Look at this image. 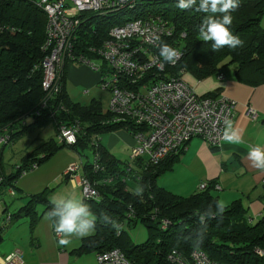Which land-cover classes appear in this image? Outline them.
I'll return each mask as SVG.
<instances>
[{"label":"trees","instance_id":"obj_1","mask_svg":"<svg viewBox=\"0 0 264 264\" xmlns=\"http://www.w3.org/2000/svg\"><path fill=\"white\" fill-rule=\"evenodd\" d=\"M36 3L37 0H0V133L7 131L11 145L16 137L49 124L56 135L61 124L78 122L81 130L74 144H58L53 138L43 141L21 158V164L14 172L3 174L0 171L4 177L0 195L4 194L5 187H14L22 170L27 169L32 161L40 165L64 147L76 151L83 158L84 149L94 150L91 143L98 135L120 129L132 133L138 129L127 119H112L113 116L97 99L84 105L72 101L64 86L65 64L60 90L50 96L42 89L40 64L46 54L42 50L46 13ZM176 4L177 0H127L122 7L103 14L83 13L76 31V51L87 53L86 48L98 45L113 26L159 15L172 27V34L163 37L161 43L179 48L182 55L176 66L166 65L159 75L151 71L139 83H154L165 79V76L178 75L177 70L181 68L183 74L189 72L202 78L217 72L225 64L234 65V76L240 81L251 85L264 82V27L260 26L264 0H239V7L231 12L230 31L242 43L219 51L212 50L211 42L198 38L202 20L213 14L194 9L182 11ZM202 96L215 97L218 94ZM46 98V107L40 109ZM97 143L99 163L104 170L94 171L92 160L84 156L82 173L96 182L99 197L83 201L98 217L108 214L117 227L98 221L94 234L81 240L80 246L73 250L75 254L118 248L134 264H170L167 256L172 250L188 256L193 249H200L210 259L222 264H264V255L256 252V249L264 252V211L258 219L252 220L241 200H234L226 205L222 218L207 222L203 242L198 244L196 232L203 227L199 217L218 200L212 194L214 182H206V188L187 196L174 194L157 184V178L171 170L179 160L187 142L157 164L135 161L130 171L126 170V162L110 155L99 140ZM40 154V157L35 156ZM106 176H112V181L100 183ZM127 180L132 182V186ZM134 184L144 186L142 197L134 195ZM49 190L32 194L14 216H27L30 224L34 225L40 217L37 206L43 205L44 213L52 207L48 199ZM162 219L169 220L166 228L161 226ZM138 222L145 225L148 235L145 241L136 244L130 240L124 226Z\"/></svg>","mask_w":264,"mask_h":264},{"label":"built area","instance_id":"obj_2","mask_svg":"<svg viewBox=\"0 0 264 264\" xmlns=\"http://www.w3.org/2000/svg\"><path fill=\"white\" fill-rule=\"evenodd\" d=\"M127 0H37V5L46 13L45 41L42 50L45 57L41 61V86L47 95L61 88V73L67 62L87 65L100 74L101 89L109 91L108 112L114 120H129L138 129L132 131L134 145L126 170L130 171L137 160L157 164L169 154L176 152L192 137H200L211 147H219L222 139L225 117L234 116L235 102L225 96H199L182 79L183 69L178 75L165 76L154 83H139L146 74L154 71L157 75L164 72L165 66L175 63L163 62L157 49L163 37L172 34L168 21L159 15L128 20L109 29L107 37L98 45L88 46L87 53L76 51V31L83 13H105L122 7ZM132 1V0H131ZM183 35V34H182ZM94 58L102 60L104 65H96ZM161 64L163 65L161 67ZM222 77V73H218ZM49 96V97H50ZM47 105V98L40 109ZM38 111V110H37ZM36 111V113H37ZM251 119L256 112L249 107ZM80 123L61 124L58 129V142L67 145L76 142ZM96 139L91 143L93 150L92 165L94 171H103ZM10 137L6 130L0 133V149L9 145ZM97 147V150H96ZM37 161H32L22 174L35 170ZM83 158L69 163L64 175L80 188L83 199H97L99 191L96 182L82 173ZM106 176L99 182L112 181ZM4 177L0 172V184ZM202 182L199 189L206 188ZM218 186L215 185V188ZM13 194V187H9ZM169 220L162 219L161 226L166 228ZM55 234V232H54ZM57 237V235L55 234ZM259 255L262 250L256 249ZM167 260L170 264H222L210 259L202 250L193 249L188 256L172 250ZM23 254L19 249L0 257V264H23ZM96 264H134L118 248L96 253Z\"/></svg>","mask_w":264,"mask_h":264},{"label":"crops","instance_id":"obj_3","mask_svg":"<svg viewBox=\"0 0 264 264\" xmlns=\"http://www.w3.org/2000/svg\"><path fill=\"white\" fill-rule=\"evenodd\" d=\"M261 21L264 23V13ZM230 65L231 67L228 68L224 65L220 66L217 72L202 78L185 72L182 79L199 96L215 93L235 102L234 116L231 120L233 126L241 133L242 143L229 144L223 141L219 147L214 148L207 145L200 137H192L187 141L184 152L172 169L157 178V184L174 194L187 196L197 192L200 183L212 181L218 186L213 188L212 194L219 201L228 205L234 200H241L250 218L256 220L264 211V172L251 167L246 157L250 145L264 147V82L251 85L240 81L234 76V65ZM218 73H222L221 78L218 77ZM64 79L65 89L72 101L82 105L88 104L92 99L101 102L102 91L98 88L100 79L98 71L87 65L67 62ZM108 105L109 101L103 109L107 110ZM249 107L255 110V119H251L248 115ZM49 126L52 127L49 124L42 129L32 131L45 132L49 130ZM97 138L101 146L120 162L129 159L134 140L128 130H116L98 135ZM13 143L8 147L13 146ZM6 148L7 146L0 149V171L3 174H10L14 170L6 173L2 167V154ZM35 156L40 157L41 154ZM79 156L76 151L68 147L57 150L35 170L17 178L13 187L16 192L14 196H10L9 187H5L4 194L0 195L3 203L2 212H0V232L2 233L0 257L10 254L11 249L16 246L25 255L23 264H96V252L81 255L73 252L80 246L84 237H73L72 243L67 247L57 244L58 237L54 235L51 222L45 219L43 205L37 206L40 217L34 225L30 224L27 216H14L32 194L42 192L44 189H50L48 199L51 201L54 196L64 195L66 186H69L72 191H77L73 188L76 187L78 188L76 196L83 200L80 188L74 186L64 175L67 165ZM54 183L56 186H52ZM57 191L59 195H56ZM20 225L26 228L22 231L20 238L16 239L13 234ZM93 234L94 232L90 235ZM8 236L12 237L13 242L5 245L4 242ZM35 258H37L36 261L30 260Z\"/></svg>","mask_w":264,"mask_h":264},{"label":"clouds","instance_id":"obj_4","mask_svg":"<svg viewBox=\"0 0 264 264\" xmlns=\"http://www.w3.org/2000/svg\"><path fill=\"white\" fill-rule=\"evenodd\" d=\"M176 7L182 11L194 9L197 12L213 14L205 16L198 29L199 40L211 42L213 51H219L224 47L235 48L242 43L240 38L230 31L231 12L239 7V0H177ZM180 55L177 49L166 43H161L159 46V57L163 62L175 63ZM223 124L222 139L229 144L242 143L241 133L233 126L232 120L225 117ZM246 158L251 167L264 172V147L250 145ZM144 191V186L137 184L134 195L142 197ZM50 202L52 207L45 214V219L51 222L58 237L57 244L61 247L69 246L73 237L81 238L90 235L94 232L98 221L117 227L116 222L108 214L105 213L98 217L76 195L54 196ZM225 210L226 205L216 200L205 210V214L199 217V220L203 222V227H199L196 232L198 244L203 242L207 222L213 218H222Z\"/></svg>","mask_w":264,"mask_h":264},{"label":"rangeland","instance_id":"obj_5","mask_svg":"<svg viewBox=\"0 0 264 264\" xmlns=\"http://www.w3.org/2000/svg\"><path fill=\"white\" fill-rule=\"evenodd\" d=\"M260 26L264 27V23L262 21L260 22ZM92 62H94L96 65H101V64L104 65L102 60H100L98 58H95ZM224 67L228 68V67H231V65L230 64H226V65H224ZM98 88L100 89V91H102L101 103H102L103 108H105L107 106V104H108V101H109V98H110V93H109V91L101 89V85L99 84V82H98ZM49 127H50L49 130H46L45 132L29 131L25 135H23V136L19 137L18 139H16L15 142L13 143V146L8 147V145H7V148H6L5 152L2 154V157H3L2 158V167L4 168V171L6 173H8V171L10 172L11 170L15 171L17 169V167L20 166V164H21V158L26 153L31 152L32 149H34L40 142H43L44 140L45 141L49 140L50 138H53V139H55L56 142H58V136L56 135L53 127H51V126H49ZM104 134H106V133H104ZM100 135H102V134H100ZM4 147H6V146H4ZM61 149H63V148H61ZM65 151H67V150L65 149ZM92 155H93L92 148L88 147V148L83 150V160L85 159V157H88L89 160H92ZM124 162H126V161H124ZM29 172H31V171H29ZM29 172H27V173H29ZM27 173H25V174H27ZM21 175H23V174H21ZM127 183H129V185L132 186V182L130 183V180H127ZM69 185L71 186L70 182H69ZM52 186H56V183H54ZM135 187H136V184H134L133 189ZM73 188H75L77 191H72L69 186H66V189L63 192V194L64 195H68V194H73V195L75 194L76 195L78 193V188H76V187H73ZM15 194H16V192L13 190V194L12 195L9 194V195L10 196H14ZM56 195H59L58 191L56 192ZM17 197H19V195ZM2 206H3V203H2V200H0V212H2L1 211L2 210V208H1ZM25 228L26 227L24 225H20L17 228V230H15L13 235L16 237V239L20 238L21 233H22V231ZM124 228L126 230V233L129 236L130 240L133 243H136V244L137 243H141V242L145 241L146 238H147V235H148L147 229H146L145 225L142 224L141 222H138L135 225H130V226H126V224H125ZM12 242H13L12 241V237L8 236L7 239L5 240L4 244L5 245H10V244H12ZM13 248L11 249L12 252L17 249L16 246H14ZM18 249L23 254V262H24L25 261V255H24L23 251L20 248H18ZM40 257H43V256H40ZM36 259L37 258L30 259V260L31 261H36Z\"/></svg>","mask_w":264,"mask_h":264},{"label":"water","instance_id":"obj_6","mask_svg":"<svg viewBox=\"0 0 264 264\" xmlns=\"http://www.w3.org/2000/svg\"><path fill=\"white\" fill-rule=\"evenodd\" d=\"M132 1H139V2H156V1H169V0H132Z\"/></svg>","mask_w":264,"mask_h":264}]
</instances>
